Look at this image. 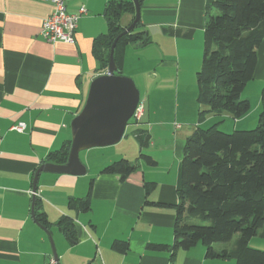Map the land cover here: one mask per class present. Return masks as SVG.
Returning <instances> with one entry per match:
<instances>
[{"label":"crops","instance_id":"0c3cea01","mask_svg":"<svg viewBox=\"0 0 264 264\" xmlns=\"http://www.w3.org/2000/svg\"><path fill=\"white\" fill-rule=\"evenodd\" d=\"M107 1L66 0L69 12L80 6L86 8L78 20L75 43L68 44L50 43L40 35L42 19L53 10L50 1L0 0V264H51V243L54 249L61 247L60 254L56 253L60 264H236L233 258L207 257L201 243L175 252L170 247L151 248L152 244H172L176 212L173 207L144 204V182L151 181L155 185L148 195L150 199L178 202L176 188L186 137L196 126L204 128L203 123L217 124L232 118L227 112H209L202 121L197 120L196 73L202 67L203 24L211 0H143L140 18L153 43L144 48L127 46L125 51L123 75L135 79L139 96L141 89L144 91L145 111L138 122L141 126L131 127V131L135 135L142 128L151 139L162 138L164 143L158 148L168 151V159L161 161L154 156L153 143L149 154L156 160V167L152 169L136 160L137 141L129 149L121 145V138V143L112 147L80 151L84 174L41 172L33 190L35 170L50 151L71 139L70 123L84 105L91 80L99 75L92 45L95 37L106 30ZM131 17L124 13L121 23H129ZM162 27L190 30L192 34L171 36L162 32ZM132 59L135 68L129 69ZM138 77H142V83ZM170 79L176 91L181 87L184 94L181 106L179 93L176 94L173 117L183 123L175 122L174 127L170 118L160 120L156 116L158 109L151 102L155 103L157 95L146 88V83L153 82L158 95H163ZM263 84L264 39L257 48L254 76L241 93V97L249 99L250 110L232 119V129L256 124ZM18 122L25 123L21 132L11 129ZM127 128L129 125L124 131L126 137ZM119 157H135L137 170L124 180L117 174L99 173L104 165ZM90 179L91 209H68L70 196L87 194ZM31 191L38 194L31 195ZM32 196L34 202L38 198L40 210L46 213L50 235L41 228L35 211L34 217L31 215ZM64 214L74 219L77 240L72 244L59 235L57 221ZM114 240H125L126 249L115 250ZM234 242H216L213 246L229 250ZM248 244L264 250V236L255 235Z\"/></svg>","mask_w":264,"mask_h":264},{"label":"trees","instance_id":"16d2710c","mask_svg":"<svg viewBox=\"0 0 264 264\" xmlns=\"http://www.w3.org/2000/svg\"><path fill=\"white\" fill-rule=\"evenodd\" d=\"M138 1L141 5L143 0ZM206 8L202 67L196 73L197 120L202 121L209 112H227L234 119L240 118L250 110L249 99L240 95L254 76L257 48L264 39V0H211ZM134 9L132 0L107 1L104 8L106 30L95 37L92 45L99 74L107 69L114 41L113 61L116 73L122 75L127 46L144 48L153 43L141 18L131 30L125 31L134 19ZM124 13L132 16L125 25L121 23ZM162 32L181 37H191L192 34L190 30L172 27H162ZM260 101L261 109L254 128L224 132L214 123L207 128L196 126L186 137L176 188L178 202L150 199L148 195L155 182H144L145 205L169 206L176 212L172 244H152L151 248L170 247L175 252L201 243L207 257L233 258L236 264H264V250L248 244L251 237L264 236V84ZM142 116L134 122L138 123ZM134 137L139 146L136 160L155 165L156 160L146 152L151 135L141 129ZM69 146L70 139L65 140L58 149L50 151L44 161L64 163ZM137 168L136 161L119 157L104 165L99 173L117 174L124 180ZM92 182L90 179L85 196L69 197L68 209L81 212L91 209ZM40 208L35 197V218L48 228L50 222ZM73 220L64 214L57 221L63 237L71 244L77 240ZM235 233L238 237L232 249L214 248L213 243L228 242ZM112 247L124 251L127 242L114 240Z\"/></svg>","mask_w":264,"mask_h":264},{"label":"water","instance_id":"95a60500","mask_svg":"<svg viewBox=\"0 0 264 264\" xmlns=\"http://www.w3.org/2000/svg\"><path fill=\"white\" fill-rule=\"evenodd\" d=\"M132 1L135 8L134 19L127 25L125 31L131 30L140 19L141 5L138 0ZM114 43L115 41L110 49L106 71L96 75L91 80L84 105L70 123L71 139L66 161L61 164L50 162L40 164L34 173L33 190L36 188L41 172L84 174L86 168L80 160V151L113 145L118 143L121 138L126 137L125 128L133 115L140 96L139 90L130 77L116 73L112 56ZM33 205L34 196H32L31 209V215L34 217ZM40 226L49 234L46 227ZM51 247L53 252L52 264H60L52 243Z\"/></svg>","mask_w":264,"mask_h":264},{"label":"rangeland","instance_id":"374dc122","mask_svg":"<svg viewBox=\"0 0 264 264\" xmlns=\"http://www.w3.org/2000/svg\"><path fill=\"white\" fill-rule=\"evenodd\" d=\"M132 68H135V61H134V59H132L131 60V64H130V67H129V69H132ZM152 72H154V71H152ZM151 72V74H153ZM124 75H126V74H124ZM181 75H184V72L183 73H181ZM126 76H128V75H126ZM147 76H148V74H147ZM146 76V77H147ZM128 77H130L133 81H134V83H135V85H136V82H135V79L133 78V77H131V76H128ZM148 80L150 81V78H148ZM138 82L139 83H142L143 82V79H142V77H138ZM138 86L140 87V88H142L141 87V85L140 84H138ZM146 88L147 89H152V91H151V93H152V95L153 96H155V95H157V98L156 99H153L154 101H155V103L154 102H151L152 103V105H155L156 106V109H158V114L156 115L160 120H163V119H167V118H170V122L173 124V127H174V124H175V122L176 123H183L182 121H180V120H178L177 118L175 119V121H174V117H173V115H176L175 114V112H176V94L177 93H179V103H180V106L181 105H183V102H182V99H183V93H182V88L180 87L179 88V92H177L176 91V88H174V82H173V80L172 79H170L167 83H166V85H165V88H166V91H165V93L163 94V95H158V91H157V88H156V86L153 84V82L152 83H146ZM137 87V86H136ZM138 89V88H137ZM168 89H169V91H168ZM142 91H141V95H140V100H142L143 101V97L144 96H142V94H143V89H141ZM188 90H191V89H189L188 88ZM157 93V94H156ZM186 94V97H187V93H185ZM241 96V95H240ZM241 98H243V97H241ZM144 102V101H143ZM197 104H198V102H197ZM198 106H199V104H198ZM178 111V110H177ZM181 111L182 110H180V113H181ZM180 113L178 112V114L180 115ZM197 117H198V114H197ZM233 118H231V119H229V118H224V121H226L225 123H224V121H221L220 123H217V128L219 129V130H221V131H224V132H231L232 130H234V129H239V128H233L232 129V124L233 123H231V122H233V120H232ZM214 122H216V120H214ZM257 123V122H256ZM203 124H205L204 125V128H207L208 126H210V125H212V124H210V125H207L208 124V122H206V123H203ZM214 124V123H213ZM128 125H129V128H127V133H129L128 135V137H126V138H123L124 140H121V141H123V143L121 144V145H124L125 146V148H132L133 147V145H134V143H136V140H135V138H134V132H132L131 131V127H134V126H141V124L140 123H136V122H134V119L133 118H130L129 119V123H128ZM127 125V126H128ZM230 126V127H229ZM256 126V124L253 126V127H251V128H254ZM140 129H142V128H140ZM168 130H170V128H167ZM245 129H250V128H245ZM171 134H173V133H171ZM125 135H126V133H125ZM171 136V135H170ZM171 138L170 137H168V140H170ZM121 141H119L118 143H116V144H113V145H109V146H104L105 148H107V147H112V146H114V145H117V144H119V143H121ZM153 143H155V147H154V151H153V154H154V156L156 157V158H159V160H161V161H166L167 159H168V157H169V153H168V151L167 150H164V151H161L158 147L159 146H161V145H163V143H164V140L162 139V138H160V139H157V138H155V139H151V144L149 145V147L146 149V152L149 154V152H150V147H152V144ZM103 147V148H104ZM102 148V147H101ZM149 150V151H148ZM83 151V150H82ZM82 151H81V153H82ZM129 161H134L135 160V157H131V159H128ZM144 162V161H143ZM145 163V162H144ZM146 164V163H145ZM150 166V165H149ZM155 167L156 166H152V169H155ZM53 228H55V229H58L56 226L55 227H53ZM59 235H61V237H62V239H63V236H62V234L59 232ZM237 236H238V233H235L233 236H232V238H231V240L230 241H235L236 240V238H237ZM65 239H63V241H64ZM218 243H222V244H225V243H228V242H225V243H223V242H218ZM254 248H259V247H254ZM259 249H262V248H259ZM55 250H56V253L58 252L59 254H60V251H61V247L59 246V249L56 247L55 248ZM59 258H60V255H59ZM63 262H65V259L63 258ZM94 264H97L96 262L94 263Z\"/></svg>","mask_w":264,"mask_h":264},{"label":"built area","instance_id":"2783aa9c","mask_svg":"<svg viewBox=\"0 0 264 264\" xmlns=\"http://www.w3.org/2000/svg\"><path fill=\"white\" fill-rule=\"evenodd\" d=\"M53 4L52 12L42 19L40 35L50 43L63 42L75 43V34L79 18L86 13V8L80 6L77 11L69 12L66 8V0H48ZM144 111V102L139 99L132 118L138 121ZM25 123L18 122L11 129L18 132L23 131ZM31 195H37V191H31ZM53 263V259H50Z\"/></svg>","mask_w":264,"mask_h":264}]
</instances>
